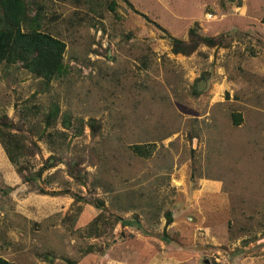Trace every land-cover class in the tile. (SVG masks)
<instances>
[{"label": "rangeland", "instance_id": "1", "mask_svg": "<svg viewBox=\"0 0 264 264\" xmlns=\"http://www.w3.org/2000/svg\"><path fill=\"white\" fill-rule=\"evenodd\" d=\"M26 1L67 75L0 66L26 154L18 174L0 144V258L264 264V0ZM191 28L217 44L174 54Z\"/></svg>", "mask_w": 264, "mask_h": 264}, {"label": "trees", "instance_id": "2", "mask_svg": "<svg viewBox=\"0 0 264 264\" xmlns=\"http://www.w3.org/2000/svg\"><path fill=\"white\" fill-rule=\"evenodd\" d=\"M124 2L131 6L125 0ZM30 7L31 5L26 0H0V66L20 65L21 68L48 85L67 75V67L63 59L66 45L63 41L41 30V6L36 5L34 16H30ZM141 16L146 19L144 15ZM151 23L161 30L155 23ZM188 36L190 43L170 35H162L170 42L174 54H190L200 44L213 47L218 41L213 37L198 36L194 28L188 31ZM262 43L264 46V38ZM57 114L58 108L55 107L47 116L45 115L46 127H49L51 120ZM241 121L240 118H233L235 126H239ZM3 128L4 130H0V144L9 162L18 170V174H21L23 167L18 165V159L26 157L25 146L15 134L10 132L9 124H3ZM132 150L140 157L150 156V151L146 147L144 149L137 145L133 146ZM171 223V215L168 214L166 224ZM89 225L92 227L95 223ZM0 264L15 263L0 258Z\"/></svg>", "mask_w": 264, "mask_h": 264}, {"label": "crops", "instance_id": "3", "mask_svg": "<svg viewBox=\"0 0 264 264\" xmlns=\"http://www.w3.org/2000/svg\"><path fill=\"white\" fill-rule=\"evenodd\" d=\"M208 187L212 189L214 192L219 191L220 188V182L217 181H209Z\"/></svg>", "mask_w": 264, "mask_h": 264}, {"label": "water", "instance_id": "4", "mask_svg": "<svg viewBox=\"0 0 264 264\" xmlns=\"http://www.w3.org/2000/svg\"><path fill=\"white\" fill-rule=\"evenodd\" d=\"M205 264H208V261H205Z\"/></svg>", "mask_w": 264, "mask_h": 264}, {"label": "flooded vegetation", "instance_id": "5", "mask_svg": "<svg viewBox=\"0 0 264 264\" xmlns=\"http://www.w3.org/2000/svg\"><path fill=\"white\" fill-rule=\"evenodd\" d=\"M200 86V85H199Z\"/></svg>", "mask_w": 264, "mask_h": 264}]
</instances>
